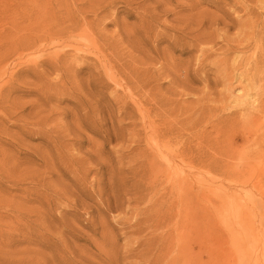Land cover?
<instances>
[{
	"label": "rangeland",
	"instance_id": "1",
	"mask_svg": "<svg viewBox=\"0 0 264 264\" xmlns=\"http://www.w3.org/2000/svg\"><path fill=\"white\" fill-rule=\"evenodd\" d=\"M239 1L0 0V264H264V164H153L144 111L227 93Z\"/></svg>",
	"mask_w": 264,
	"mask_h": 264
},
{
	"label": "bare ground",
	"instance_id": "2",
	"mask_svg": "<svg viewBox=\"0 0 264 264\" xmlns=\"http://www.w3.org/2000/svg\"><path fill=\"white\" fill-rule=\"evenodd\" d=\"M249 2H253V0H241V1L237 2L239 4L237 7L240 8L241 10H243L245 12V14H247L245 21L242 22V25L244 23L243 27L245 26V28H246L244 30L245 33L244 32L242 33V28H240L241 29L240 33L243 34V37L242 38L240 37L241 39L238 40L237 45H229L226 48L227 50L225 52L222 51L223 53H221V56H219V59H220L219 61H221V64L219 63V61H218L219 65L216 64L218 68H221V70L219 69V73L221 72V75H222L221 77L224 79L226 84H228V87L225 85L227 93L225 94V92H224L223 95L220 94L222 97L220 96L217 100H214L213 102L209 101L210 104L202 103L201 105L198 106L197 109H193V110L192 109H186V108L185 109H182V108L179 109L176 107H171L166 102H164L163 104L160 103L159 105H157L155 102V105H151L147 109L144 110L146 113L145 116L147 117V120H146L147 121L146 122L147 123V129L146 130H148L147 134H148L150 141H151L150 151L152 153L151 161L153 162V164H156L157 162H160V161H163L166 163H171V165H180L181 166V164H187L193 170L195 169L197 173H202L203 176L209 174L211 177H218L220 175L219 178H226V176L227 177L231 176V177L240 178V179H244V177H242V176L247 170L243 169V171H237L238 169L237 170L234 169V167L237 168L236 165H246V164H251V165L258 164V165H260V164H264V3H262V5L259 6L258 4H255V5L249 4ZM89 5H91V4H89ZM94 5H95V2H94ZM95 7H97V6H95ZM91 8H93V6H91ZM83 12H85V11H83ZM94 15L96 16V14H94ZM170 19H172V18H170ZM160 20H158V21H160ZM164 20H165V18H164ZM164 20H163V22H164ZM176 20H179V19H176ZM212 23H213V21H212ZM164 24H165V22H164ZM221 24L224 25L226 23H224V24L221 23ZM158 26H160V25H158ZM210 27H211V25H210ZM50 28H52V27H48V29H50ZM222 28H223V26H222ZM159 30H160V28H159ZM208 30H207V32H209ZM237 30H238V28H237ZM162 31H164V30H162ZM69 32H71V30ZM45 33H46V31H45ZM154 33H155V31H154ZM34 34L38 35V33H34ZM60 34H62V33H60ZM117 36H119V35H117ZM232 36H234V35H232ZM60 37H62V36H60ZM67 37H65V38H67ZM228 37H230V36L228 35ZM32 39L34 40V38H32ZM230 39H232V38H230ZM212 40H214V39H212ZM235 40H237V39H235ZM30 42H31V40H30ZM72 42H74V41H72ZM136 42H137V40H136ZM203 42H204V40L202 41V43ZM229 42H231V40H229ZM251 42L254 43L255 51L252 50V51H254V53L252 52V54L249 55L246 53V51H244V49L247 48L251 44ZM204 43H206V42H204ZM24 44H26V43H24ZM24 44H20L19 46L24 45ZM28 44H26V45L29 46ZM138 45L139 44H137L136 46H138ZM19 46H18V48H19ZM33 46H34V43H33ZM204 46H205V44H204ZM82 47H83V45H82ZM206 47H208V45ZM206 47L205 48L203 47L202 51L204 53H206V51H207ZM15 49H16V47H15ZM214 49H216V48H214ZM78 50H76V52ZM83 51H85V50H83ZM232 51L233 52L239 51V53H241L242 55L240 57L238 56L236 58L230 59L229 56H230V53ZM147 52H148V50H147ZM97 54H99V53H97ZM147 54H149V52ZM199 56H201V55H199ZM235 56H236V53H235ZM153 58H154V56H153ZM4 59H5V57H4ZM4 59H2V60H4ZM200 59H201V57H200ZM138 61H139V59H138ZM138 61H137V63H138ZM33 63H34V61H33ZM194 63H196V62H194ZM6 65H8V64H6ZM150 66H153V65L151 64ZM8 67H9V65H8ZM65 68L67 69V67H65ZM6 69L8 70L7 67H6ZM67 70H69V69H67ZM238 70H240V72ZM235 71H238L239 74H235L234 73ZM0 72L3 73V71H0ZM6 73L5 74L3 73V74L7 75ZM59 75L60 74H58V77H59ZM243 79L247 80V82L244 84H243ZM9 81H11V80H9ZM224 81H223V83H225ZM227 81H229V82H227ZM63 82H65V81L63 80ZM116 83L119 84V82H116ZM122 88H124V86ZM254 89L256 91L255 93L257 94L256 98H254V95L252 94L254 92H250L251 90H254ZM224 91H225V89H224ZM125 93H127V90ZM184 94H186V92ZM208 94L210 95V93H208ZM129 95H127V96H129ZM189 95H191V94L189 93ZM132 96L133 95H131V97ZM195 97H199V96H195ZM133 98H134V96H133ZM135 98L137 101L138 100L137 97H135ZM184 98H187V95ZM128 99H129V97H128ZM211 100H212V97H211ZM139 103H141V102H139ZM185 105H184V107L187 106V105L186 106ZM139 106H143V105H139ZM223 110H229V113L232 115L231 116L227 115L226 117H223V115L221 114L222 113L221 111H223ZM207 113H212L211 117L212 118L214 117L215 120L206 119L205 117L207 116ZM146 117H145V119H146ZM131 137H134V136L132 135ZM250 149H252L253 151L250 152ZM143 150H144V148H143ZM246 166H248V165H246ZM254 167L256 168V166H254ZM169 168H171V167H169ZM195 170H194V172H195ZM164 171H165V169H164ZM171 171L169 172V170H168L167 172L171 173ZM175 172H177V171H175ZM254 172H252V173H254ZM161 173H162V171H161ZM161 173H159V174H161ZM252 175L253 174H251V176ZM184 176H187V177H190L193 179L197 175L195 173V175H193V176H191V174H185ZM182 178H183V176H182ZM160 182H162V181H160ZM179 185H181V184L179 183ZM174 252H178V251L175 250ZM182 257L185 258L184 252L182 254ZM203 260H205V259H203ZM194 261H195L194 259L192 260L190 258H185L182 261L181 260H178V262L177 261H175V262L169 261L166 264H212V263L208 262L209 260H206V261L196 260V262H194ZM225 263H226V261H225Z\"/></svg>",
	"mask_w": 264,
	"mask_h": 264
}]
</instances>
